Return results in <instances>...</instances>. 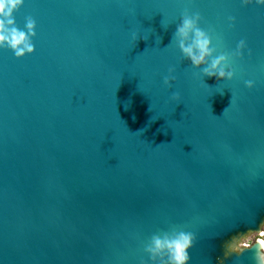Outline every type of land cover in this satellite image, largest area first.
I'll list each match as a JSON object with an SVG mask.
<instances>
[{
	"label": "water",
	"instance_id": "obj_1",
	"mask_svg": "<svg viewBox=\"0 0 264 264\" xmlns=\"http://www.w3.org/2000/svg\"><path fill=\"white\" fill-rule=\"evenodd\" d=\"M185 10L214 55L246 42L233 79L183 58ZM14 15L36 36L23 58L0 48V264H152L146 244L173 229L196 236L188 264H258V241L236 243L264 223V5L24 0Z\"/></svg>",
	"mask_w": 264,
	"mask_h": 264
},
{
	"label": "clouds",
	"instance_id": "obj_2",
	"mask_svg": "<svg viewBox=\"0 0 264 264\" xmlns=\"http://www.w3.org/2000/svg\"><path fill=\"white\" fill-rule=\"evenodd\" d=\"M244 5L256 3L264 5V0H242ZM24 0H0V48L11 49L15 56L23 58L26 54H32L35 46L32 42L36 36V22L31 17H26L25 30L16 25L15 13L23 6ZM202 19L199 12L182 14L181 22L176 26L173 34L183 58L191 62V66L202 69V74L207 77H216L217 80H231L234 76L230 60L242 57L246 42L241 40L232 53L214 55L216 48L212 47V40L208 32L201 29L199 22ZM234 19V18H230ZM140 38L135 33L133 40ZM144 39V38H143ZM174 68L169 69V75L164 77V84L171 87L175 80L172 75ZM251 89L254 81H245ZM172 99L179 102L180 93H173ZM195 234L183 230L153 234L146 244L144 251L148 254L152 264H188L190 260L189 250L194 246ZM258 264H264V247L256 254ZM141 264H145L144 261Z\"/></svg>",
	"mask_w": 264,
	"mask_h": 264
},
{
	"label": "rangeland",
	"instance_id": "obj_3",
	"mask_svg": "<svg viewBox=\"0 0 264 264\" xmlns=\"http://www.w3.org/2000/svg\"><path fill=\"white\" fill-rule=\"evenodd\" d=\"M262 233H264V223L260 229L259 233H250L247 234L245 237H243L242 239H240L237 243L236 246L239 248H243L246 247L258 240L264 241V235H262Z\"/></svg>",
	"mask_w": 264,
	"mask_h": 264
},
{
	"label": "bare ground",
	"instance_id": "obj_4",
	"mask_svg": "<svg viewBox=\"0 0 264 264\" xmlns=\"http://www.w3.org/2000/svg\"><path fill=\"white\" fill-rule=\"evenodd\" d=\"M258 242L261 244L262 247H264V243H262L261 240H258Z\"/></svg>",
	"mask_w": 264,
	"mask_h": 264
},
{
	"label": "snow or ice",
	"instance_id": "obj_5",
	"mask_svg": "<svg viewBox=\"0 0 264 264\" xmlns=\"http://www.w3.org/2000/svg\"><path fill=\"white\" fill-rule=\"evenodd\" d=\"M262 235H264V233H262ZM262 243H264V241H262Z\"/></svg>",
	"mask_w": 264,
	"mask_h": 264
}]
</instances>
